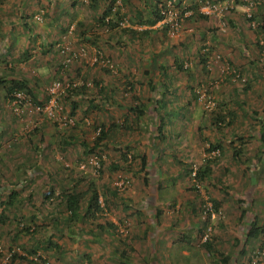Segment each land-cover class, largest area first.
I'll list each match as a JSON object with an SVG mask.
<instances>
[{
	"label": "rangeland",
	"instance_id": "1",
	"mask_svg": "<svg viewBox=\"0 0 264 264\" xmlns=\"http://www.w3.org/2000/svg\"><path fill=\"white\" fill-rule=\"evenodd\" d=\"M30 1L34 4L37 0ZM44 1L46 0L42 2L44 3ZM65 1L67 0L49 1L52 6V11L49 10L50 7L48 4H42L43 7L41 8L43 9L40 8V10L44 11V19L36 26L49 28L50 33L46 35L43 34V38L53 39L52 41L54 44L51 47L52 51L50 49L46 54H42L40 50L31 52L37 56L32 58L29 62L8 60V62L3 64L0 72V76L2 74V78L5 79L15 77L25 80L27 82V87L34 90L33 95L35 102L43 105L41 106L42 110L38 111L36 109L37 105H33V100H30L24 104H19L16 108L14 103L10 104L6 100L5 91L3 87L0 86V148H2L5 143L11 144L9 148L0 149V202H4L8 199L9 190L18 183V186L22 183L20 186L24 187L23 193H25L28 191L29 185L31 188L35 187L36 190H42L46 187L47 183L52 180V185H54L56 191H59L61 185L68 184V175H82L83 178H85V181L81 185L82 187L86 186L90 181H95L94 183L100 194L99 199L101 203L104 202V199L110 200L111 211H109V209L105 217L110 214L112 217H115L118 220L117 224L120 223L121 225L120 229H123L122 224L124 222V224L127 225L123 233L120 231L117 233L113 230L115 240L118 241V244H116L120 248L119 251H123L122 248H124L125 252L129 251L128 261L132 256L130 249L132 246L136 251L132 259L134 261H137L135 259L141 261L139 264H149V260L143 261L144 258H147L148 254V251L144 249H151V247L155 248L159 243L162 245L166 240L164 239L163 232L167 226L170 228L173 227V230H175H171V234L169 235L173 238L175 237L177 242L176 244L173 243V246L176 245L177 248L171 251V257L175 260L178 259L180 262L182 261L184 264H194L192 256L188 257L181 255L179 251L180 243H184V246L190 249V251H192L191 247H194L193 244H188V247L186 245L188 242H193V239L188 238L191 233L190 230L186 231V229H183L179 231L181 225L180 221L186 219V213L184 212L185 208L182 209L179 206L177 209L178 212H176V208L174 207L173 212H170V205L173 204L172 202H175V206H177L181 199H183L184 202L189 201L187 205H192L190 202L196 203L198 220L201 223L200 225H202V223L204 224L203 230H205L201 232V238H198L200 243L206 241L204 240V235H206V233H208L207 240L212 241V234H214V230L217 229H221L222 231L227 229V231L232 234L236 232L237 228V234H242L240 228H243L246 226L247 222H250L248 219H252V216H250L251 214H249L252 209L254 210L253 215L255 214L258 217V226L262 227L264 225V140L261 138V135H264V68L262 67L264 62H260L259 70L255 71L254 74L248 75L247 80H251L253 84L248 92L242 90L245 84L241 81L238 86V89H241V96H238V98L242 100L245 99L246 102L251 105V112L253 114L256 112L255 116L253 115V117H250L247 112L239 110L234 111L236 114L235 122L232 126L221 130H218L213 123L209 125L207 122L208 119L206 120L205 116L207 113H210L205 110L207 109L206 99L211 98V100L214 101V107H217L220 99L219 96L221 95V91L219 90H221V88H227V86L229 87L231 84L235 86L238 81L233 78V80L229 82V85L225 84V82L220 85L219 83L224 80V77H216L211 73L203 72L198 63L197 50H201L199 47L200 43L202 46H212V34H209L211 31L215 30L217 33V30L223 31L227 29L228 31L229 29L227 33L231 35V38L233 36L236 37L237 30L230 25L227 20V16L230 15L232 11H228L223 16L224 19H222V21H224V24L217 16H211L210 18L216 19L218 26H215L214 29L210 28L209 31L206 32L204 38L196 39L194 36L198 33L200 25L198 24L199 20L193 18V13L195 12L193 10V13L190 14L188 18H185L182 24V28L185 27L188 30L185 35H182L181 31L178 36L171 37L167 34L166 28L159 25L164 29L165 34H163L162 29H158L151 34V36L142 34L141 38L138 40L133 38L132 43L127 42V39L122 36V43H119L118 46L107 47L106 45H97L100 52H102L106 58L111 56L110 60L117 66L116 72H112L114 77L111 82L113 85L112 89L115 93L112 94L110 99L107 98L106 101H103L104 98L102 100V105H99L98 109H93L85 115L82 111L84 105L87 104L86 100H91L93 98L92 91L94 88L92 84L87 86L88 90L86 94H81L80 91L74 92L72 91L73 89L70 91L69 88L74 84L79 87L85 80L92 83L91 79L96 72H100L102 62H100L99 59L95 60L98 51L95 47L96 43L84 41L82 39L84 36L75 25L77 20H72V22L68 23V21L71 20L72 13L69 9L70 6L66 7L68 3L64 4ZM71 1L77 2V19L83 18L81 20H85L89 23V25L85 27L86 33H96L95 31L93 32L94 27L92 26L91 19L95 18L98 11H93V9L88 7L87 4H89V0H70V2ZM167 1L169 0H131L125 3L121 0V7H119L118 12H120V14L123 13V24L132 26L140 25L137 23L149 19L151 16L152 10H149V7L152 9L156 4H167ZM184 1L183 5H179L176 2V11L180 12L183 8L191 11L189 8H191L193 2L190 0ZM233 1L234 8L232 10H238L236 9L239 6L238 0ZM40 2L41 1L38 0L37 3L40 4ZM245 2L246 4L243 5V8H239L238 11L242 14V21L247 25L249 23L247 22V11L251 16L257 15L256 10L259 7H263L264 10V0H260L259 2H262L260 4L258 0H245ZM99 3L103 6L106 5V2L103 3L99 1ZM62 6L66 8L63 9V12H58L59 7ZM138 10L140 14H136ZM48 13L52 14L55 18L59 15L58 23L55 21L53 22L50 17L47 16ZM34 15L32 16L33 20ZM257 20L256 22H258ZM48 22H52V24L49 25ZM66 25H73L71 28L74 29L70 31V28H68L66 31H63V29L59 27H64ZM220 27L222 28L220 29ZM35 30L40 33L38 29ZM97 30L100 31V29ZM39 33L33 32L34 37H36V39L33 40L34 44H39L42 41V36H40ZM110 33L111 31L102 30L101 36L106 37L108 40ZM19 40H21V43L25 46L26 40L29 41L30 38L27 36L26 40H24L19 36ZM163 44L165 47H163ZM171 44H173V46L175 45L174 49L170 47ZM28 47L30 48L29 50L33 49L29 44ZM65 47L68 48V52L72 51L73 53L72 59L67 65L63 64V54L65 53L61 51V49ZM81 47L84 48V51L80 49ZM18 49L17 53H13V58L15 59L22 56L21 49ZM176 50L182 51L184 57H186L184 64H187L189 67L188 70L192 75L189 77L188 71L182 73H173V71H171L173 75L178 76L175 77L176 80H174V83H179L180 81L183 83V81H185L186 83L183 84L181 89H187L186 85L189 81V84L196 90L198 89L199 93L203 92L205 97H200L199 95L197 98H194L192 94H188L187 99H192L193 103L191 105L192 108H190L191 110L186 113L184 117L180 118L177 113L173 116V120L176 119L175 122L177 123H173V131L170 130L171 128L167 130L164 127L165 131H172L173 134H175V126H178V122L184 119L181 125L185 123V127L188 126L186 128L188 129L186 133H183V135H187L189 141L187 148L186 145L182 147L177 142L178 138L176 136L171 138L170 134L166 131L162 140L172 142V151H169L168 149L170 148L167 147V149L163 148L162 151H160L159 146H163V142L152 138L155 129L154 126H156L155 123L157 121L156 119L153 120L148 113L150 111L149 108L154 104L151 98L159 91L156 89L160 77V75L157 77L158 71L160 70L158 64L162 63V61H158L157 64H155L156 61L153 60L152 54H160L159 52L162 51L161 58L168 59L167 61L173 64V53H175ZM127 52L128 55L126 56L125 54ZM217 54L220 55L221 53L219 54V51H216L210 59L215 58ZM255 54L256 58H261L264 56V51L262 53L256 51ZM61 62L64 65L62 73L57 74L58 72H53L50 77V70H48L47 65L52 63L53 66H57ZM154 64L155 66H153ZM127 70L130 71L128 73L132 76L131 79L133 80L136 99H133V94L131 95L129 81L126 83L122 75V71ZM165 77L163 79H165ZM146 78H151L150 81L153 85L145 82ZM53 83L57 85V89L54 91H52ZM212 83L214 84L215 90L212 87ZM25 91L27 92L28 89ZM27 94L29 95V92H27ZM174 95L169 101L177 105L178 103L176 99H174L176 95ZM160 97H162V94ZM72 100H75L78 104L72 122L73 120H78L80 123L79 126L67 120L68 115H70ZM215 102H217V105H215ZM135 104L142 105V114L139 118L134 116L135 112L133 109L135 108L134 106H136ZM64 120L65 122L67 121V125L63 122ZM57 121H59L60 124L58 123L57 125ZM143 121L145 127L142 124L140 126L142 130H139L138 127L137 129V122L141 123ZM209 121H213V119ZM111 122L118 124V126L112 134L108 135L109 146L103 150L102 161L104 166L100 172L98 170V161L95 163V156L80 155L83 147L79 144L73 143L72 145H68L63 151L56 146V142L58 138H60V132L74 135V137H77L76 141L85 139L91 145L94 138L97 136L95 126L97 127L100 124L107 126ZM150 124L154 128H152V126L150 127ZM198 126L200 128H198ZM35 129H38V132H35ZM240 131L246 134L241 141L235 137L236 133ZM32 132H35V134L31 136ZM40 134L44 137H48L49 142L39 150L38 142L40 141ZM216 137H222L225 142L221 141V143H219L221 145L219 150L214 149L208 151L209 148H211L210 145L218 141ZM234 137L235 139L232 140ZM12 143L14 144L12 145ZM40 146L42 145L40 144ZM114 147L117 148L115 149ZM234 148H240L238 159L232 157ZM166 150H168V152ZM123 151H128L136 156L133 160L134 163L131 169L129 170L126 165L121 164L119 169L111 171L108 167L109 162L111 160H118L121 156L120 152L122 153ZM143 153L147 154L145 164L140 171H137L140 166L139 157ZM17 160L21 163L20 165ZM183 164L190 165L192 172L189 173L188 170H185ZM208 164L211 167V173L208 174L207 177L209 180L207 178L200 179L196 177L195 173L197 170L203 169V167ZM38 166L41 167L42 170H46L47 174L46 171L45 174L39 173L36 170ZM34 171H36V173L31 176L30 174L34 173ZM48 174L51 179H48ZM123 179H128L129 181L127 188L117 191L116 195L107 193L105 196L103 194V190L106 187L113 188L117 186L116 182H120ZM252 179H254V181H251ZM250 184L253 187L250 195L253 199L252 201H257L258 204L260 203L261 207L255 204L250 207V198L246 196L247 192H245ZM241 198L243 199L240 200ZM126 200H128L130 204L125 206ZM212 200L217 201L220 205L217 206L216 210H214L212 205L213 216L211 215L210 223L205 227L204 222L209 213L206 211V206L207 204H212ZM221 203H225L227 207L221 206ZM51 206L53 205H50L47 201L44 202L45 208ZM1 209L2 207H0V211ZM9 210L12 212V215L15 216V214H13L15 213L13 209L9 208ZM10 212L9 219H11ZM187 213H189V215L186 221L194 219L191 212L188 211ZM145 218H147V221ZM245 218L247 220L246 223H244ZM93 219L95 220V218ZM99 221L100 219H97L94 224H99ZM9 222L14 227L17 224L15 223L16 219L14 217ZM9 222H7L6 225H0V264L18 262L20 260L18 258L15 260L12 258L11 261V255L14 252H19L20 254L25 253V248L29 249L30 246L36 243V238H34V240H28L27 237L24 236L20 241L15 242L12 240L11 234H8ZM78 225L79 224L72 227L71 234L66 232L63 234L61 231L62 234H53V238H51L52 242L61 244L64 249L67 250V254L66 256L64 255V257L57 259L53 254V250L47 246L46 241L40 243V250H44V255L50 259L51 264H124L122 258H119L121 256L115 258L116 256H114V254L110 255L109 251H111L110 246L112 245L110 243L107 245L106 249L108 248L111 262H106L105 254H102L103 246L101 245L100 239L96 238L92 240L87 234L81 232ZM81 226L83 230H86L91 228L92 224L86 220ZM208 227H210V232H207ZM52 230L53 226L48 225L45 227V231ZM150 234H159V236L156 237L153 235L155 236L153 239L152 235L150 238ZM260 234L258 239L252 243V246L255 247L253 248L251 246L248 250L245 249L246 257L244 256L245 258L242 257L240 259L238 257L239 260L237 264H249L251 254L248 252L257 248L263 230ZM46 235L48 234H39L38 236ZM215 236L217 237L218 234ZM220 238L221 240L216 245L220 242H225L223 236ZM195 242H198V240H194V243ZM223 245L224 244H222V246ZM163 246L165 247V245ZM228 248L227 252L232 255L234 248ZM199 249L201 248L197 249L198 252H200ZM87 252L93 257L91 263L86 262L85 254ZM162 252L163 251H161V253ZM164 253L165 252H163V254ZM206 259H208L206 260L207 263L202 256L201 263L197 264H219L218 262L210 261L209 258ZM103 261L106 263H103ZM126 264H134V262L131 261Z\"/></svg>",
	"mask_w": 264,
	"mask_h": 264
},
{
	"label": "trees",
	"instance_id": "2",
	"mask_svg": "<svg viewBox=\"0 0 264 264\" xmlns=\"http://www.w3.org/2000/svg\"><path fill=\"white\" fill-rule=\"evenodd\" d=\"M115 0H107L106 5H101L99 3L98 0H89V4L88 7L90 9H93V11H99V15L98 17H96V22H94L92 24V26L94 27V31L96 32V34H94L93 36H95V38H101L100 40H98V43L104 42L106 39V37L101 36L102 30H105L104 28L107 27V31H113L116 27L119 26L120 22L122 20H124V16L123 13L120 14V12H118V10L114 9L113 6V2ZM216 1V0H215ZM241 3L245 2L243 0H240ZM260 0H258V3H262L259 2ZM123 2H127V0H123ZM76 3V2H75ZM166 3H162L161 5L156 4L154 8H152L151 11V16L149 19L146 20H142V22L146 25H154L157 22H159L162 19V14H161V7L165 6ZM199 8V4L195 3L191 6V9L194 10V19H208L209 16L203 15L201 13H199L198 11ZM231 11H233L232 9H230ZM47 16L50 17V19L53 21L55 19V17L53 15L47 14ZM76 18V16H72L71 20L68 21V23L72 22V20H74ZM108 18V21H106V19ZM50 20V21H51ZM92 20V19H91ZM249 20H255L254 16H251V18L247 19V21L249 22ZM56 22H58V20H56ZM256 22V20H255ZM49 23V22H48ZM229 24H232L230 22H228ZM52 22L49 23V25H51ZM76 28L79 29L81 34H85V27H87L89 25V23H87L85 20H79L76 21ZM91 26V24H90ZM91 26V27H92ZM63 29V31H66V29H68V26H59ZM254 30V32H256V34H258V38L256 40V50L258 51V53H262L264 51V23H262V21H258L256 22V27H250ZM97 29H100V31H98ZM42 30H44V33H47L49 31V28H43ZM47 31V32H46ZM148 32V30H142V31H136L133 30L131 28H127V30L125 31V34H127L129 37L131 36H135V37H141L142 34H146ZM263 36V38H262ZM215 37V36H214ZM48 40V39H45ZM97 40V39H96ZM94 42H97V41ZM90 41V40H89ZM51 45H52V41H45L44 44L41 46V52L42 54H46L47 52L50 51L51 49ZM99 44H96V48L98 50V52H100V50L98 49L99 47L97 46ZM204 48H206V46H204ZM216 52V51H215ZM213 52V49L211 47L208 48V50H203L200 51L199 53V64L201 65L202 71L210 73V69H208V60H210V62L212 61L211 56L215 53ZM67 54H69L70 56L73 54L72 51L67 52ZM31 56V52L27 51L25 53V55L17 58L15 60L12 59L13 61H20V60H24L27 61V59H29V57ZM215 57V56H214ZM179 59V63L176 64L177 70L179 71H188L189 77H191V73L188 70L189 67H185L184 66V62L182 60ZM215 59V58H213ZM254 60L251 61H255L254 64L256 65H260V62H264V56H262L261 58H253ZM221 60H224V63H228L229 66L231 67V71L229 73H219L218 71V75L216 77H224V80L220 81V85L225 82V84H227V82H231L234 79H237V85H239L240 81L242 82V78L245 79V87L242 90L248 91L252 88L253 84L251 80H247L248 79V73H244V70L242 67H238L234 60H231L230 58H224L223 56H221ZM108 61L110 62V57H108ZM214 61V60H213ZM112 62V61H111ZM211 64V63H210ZM215 64V62H214ZM222 64V61H221ZM57 65V64H56ZM48 70H50V77L51 74L54 72H58L57 74H61L63 69H64V65L62 64V62L57 65V66H53L52 63H49L48 65ZM115 67V64H114ZM117 67V66H116ZM262 67L264 68V63L262 64ZM100 72L102 73H109V72H113L111 68H109L108 65L106 66H102L100 68ZM165 75V69L163 70V72L160 74V78H164ZM125 77L129 79V74H125ZM151 78H146L145 82L147 83H151L150 81ZM92 87L94 88V90L92 91V95L93 98L91 100H86L87 104L84 105V109L82 111L83 114L87 115L89 112H91L93 109H98L99 105H102V100L106 101V97L103 96L104 92H105V86L102 84V79L98 78H92ZM162 82V81H161ZM87 80L84 81V83L82 85L76 86L73 85L69 88V90L74 91V92H78L80 91L81 94H86L88 88H87ZM213 84V83H212ZM242 84V83H241ZM0 85H2L4 91H5V98L6 100L11 104L13 103V101L17 100V98L14 96V94L18 91H22V90H26L28 89L27 92H29V95L27 94V98L30 100H33V105H39V106H43L40 103H36L35 99H34V90L32 88H28L27 87V82L21 78H15V77H10L8 79L5 78H0ZM129 85H131V87H133V84H131V82H129ZM161 85H164V82L161 83ZM236 86V85H235ZM31 87V86H30ZM215 90L214 84L212 86ZM193 88V87H192ZM132 89V88H131ZM194 98H197L200 93L199 91H193ZM133 94V93H132ZM236 95V91L234 92V96ZM82 96V95H81ZM80 96V97H81ZM234 99H238L237 97H233ZM133 99H136V95L133 94ZM211 99V98H210ZM160 99H158L157 101H159ZM22 101V100H21ZM161 101V100H160ZM217 102H215V105ZM228 102H225V100L223 99H219V103L217 105V107L215 106L212 109H205L207 112H210L209 114L207 113L206 116V120L208 119V123L209 125H211V123H213L214 126H216V128L218 130H221L223 128H227L230 127L232 125V123H234L235 121V113L231 110L228 109H224L223 107H225L227 105ZM134 106L135 108L133 109L135 114L134 116L139 118L140 115L142 114L141 112V106L142 105H137ZM78 108V104L76 103L75 100L71 101V109H70V115H68V119L67 120H72L76 111ZM137 109V110H136ZM151 111V116H154L156 119V127L154 129V134L152 135V138L155 140L157 138H164L165 136V129H164V125L166 122V119L161 115L159 116V114L157 113L158 111H156L157 109H155V107H151L149 108ZM149 111V112H150ZM205 111V113H206ZM212 111V112H211ZM243 112H247L249 114L250 117H253V115H256V112H254V114L251 112V110H246ZM160 117V118H159ZM213 119V121H209ZM205 120V121H206ZM65 122V120L63 121ZM58 123L60 124L59 121L56 122V124L58 125ZM62 123V122H61ZM65 124L67 125V121L65 122ZM73 124L76 126H79L80 123L79 121H74L73 120ZM143 124V126L145 127L144 121L143 122H137L136 128L138 127L139 130H142V128L140 127ZM118 124H115L114 122H111L110 124H108L107 126H104L102 124L98 125L97 127L95 126V129L98 130L99 132L97 134V136L94 138L93 143L90 145L89 142L85 139H79L77 140V137H74V135L72 134H67L65 132H60V138H58L57 142H56V146L58 147V149H61L62 151L66 149V147L68 145H72L73 143L75 144H79L80 146L83 147L82 149V153L80 155H84V156H89V155H93L96 157V160L98 161L99 164V172L102 171L104 163L102 161L103 159V150L104 148L109 146V134H112V132H114L117 128ZM124 127V126H123ZM152 127V128H154ZM127 128V127H126ZM137 128V129H138ZM35 132H38V129H35ZM35 132H32L31 136L35 134ZM170 136L174 137L176 136V134H173L172 131H167ZM40 133V130H39ZM245 133V132H244ZM244 133L241 134V132H237L236 133V138H238L240 141L245 137ZM30 135V134H29ZM42 134H40V141L39 143V150L42 149V147H44V145H46L49 142L48 137H44ZM232 138V140L235 139ZM50 138V137H49ZM261 138L264 140V135H261ZM16 142V141H15ZM14 143H12L13 145ZM40 144L42 146H40ZM1 146V145H0ZM11 146L10 143H5L3 144V148H9ZM211 148H209L208 151L211 150H219L221 145L216 142L214 144L210 145ZM115 149L117 147H114ZM119 149V148H118ZM240 152V148H234L233 153H232V157H234L235 159H238L239 157V153ZM66 155V154H65ZM120 157L118 160H111L109 162V169L111 171H116L117 169H119V167H121V164L126 165V167L129 168V170L131 169L132 165H133V160L135 159L136 156H134L132 153L128 152V151H123L122 153L120 152ZM67 156V155H66ZM147 154L143 153L139 158H140V166H139V170L137 169V171H140L144 164H145V160H146ZM214 157V156H213ZM213 161V160H211ZM17 162L19 163V165L21 164L19 162V160H17ZM209 162V161H208ZM211 163V162H210ZM18 165V164H17ZM184 169L188 170V172H192V168L190 165L188 164H183ZM36 168V167H34ZM38 169H36L39 173L45 174L46 170H42L41 167H37ZM149 172V170H148ZM36 171H34V173L30 174L31 176L33 174H35ZM211 173V167L208 165H205L203 167V169L201 170H197V172L195 173V176L200 178V179H204L208 177V174ZM47 174V171H46ZM48 179H51L50 175H47ZM85 178H83L82 175H68V184H63L61 185V188L59 191H56L54 185H52V180L49 181L46 185V187H44L42 190H36V188H31L29 185V188L27 189L28 191L23 193V189L20 185L18 186V184L14 185L13 188H11L9 190L8 193V199L4 202H0V207H2L1 211H0V225H6L7 222L9 221V208L10 209H14L17 207L18 203H22V204H26L30 206L29 210H34V208H37V210H40V215L43 218V220H46L48 222H43V223H36L35 219H37L38 214L35 213V211L30 212L31 215L29 216V220L30 223H32L31 225L26 224V222L23 219V215L21 212H19V216H17L16 222L17 223L15 225V233L16 234H12V240L16 241H20L21 236H27L28 240H32L33 238H36V243L35 245H32L29 247V249H24L25 253L20 254L19 252H14L11 255V261L12 258L15 259H21L25 262H27L28 264H39L41 262H51L50 259L44 255V250L41 249L40 250V243H42L43 241V236H38L39 234H48L46 235V243L47 246L49 248H51L53 250V254L54 256H56L57 259H59V257L61 255H63V253H66L67 250H65L61 244H58L57 242H52L51 238L53 236V234H63L66 232L68 234H71V229L73 226L78 225L79 229L81 230V232L87 234V230H83L82 226L84 224V222L86 221V219H88L89 216L96 218V217H101V218H105V214H107V211L110 209L111 203L110 200L108 201V199H104V202L101 203L100 199H99V192L97 187L95 186V181H90L88 182V184L86 186H81L83 184V182ZM128 180V179H126ZM65 183V182H64ZM81 187V188H80ZM8 191V190H6ZM117 191H119V187L118 186H114L113 188H108L106 187L103 190V194L106 196L107 193H112L113 195L117 194ZM35 200H39V206H35L34 205V201ZM48 202L50 205H53L51 207L45 208L44 207V202ZM212 205L214 207V210L217 209L218 203L215 200H212ZM130 204V202H128V200L125 201V206ZM110 211V210H109ZM210 219H211V215L210 212L207 214V217L205 219V227L207 224L210 223ZM124 222V221H123ZM48 223V224H47ZM50 225L53 226V230L52 231H45V227L44 225ZM125 224L123 223L122 226ZM256 224L253 222L250 225V232L249 234H252L253 231H255V234H260L261 231L263 230L264 232V225L262 227L260 226H255ZM103 227L102 224H97L96 225V229H95V235L99 234L100 229ZM117 233L120 231L121 225L116 224V226H111ZM90 230V229H89ZM62 231V232H61ZM205 230H203L204 232ZM43 232V233H42ZM60 232V233H59ZM261 235V234H260ZM210 240H206L202 243V247L204 249H206L210 254H212L215 257H219V256H223L221 259L223 261V263H227L228 261V257H230L229 255H225L223 253L218 254L217 250L212 248V245L210 244ZM130 249H132V247H130ZM23 250V249H22ZM41 252V255H38V260H35L34 257L37 256L38 252ZM86 258V262L91 263L92 262V257L89 254L85 255ZM224 259V260H223Z\"/></svg>",
	"mask_w": 264,
	"mask_h": 264
},
{
	"label": "crops",
	"instance_id": "3",
	"mask_svg": "<svg viewBox=\"0 0 264 264\" xmlns=\"http://www.w3.org/2000/svg\"><path fill=\"white\" fill-rule=\"evenodd\" d=\"M40 1H41L40 4L37 3L38 0L36 2H34V4H33L30 0H0V72L2 70L3 64L8 62V60L14 59L13 53H17L18 48L21 49V52H22L21 54L23 56V55H25V53L27 51H29V52H36L37 50L41 51V46L44 44L45 41H52L53 40V39H48V38H47L48 40H45L43 38V36H44L43 34H45V35L49 34L50 31H48V32L46 31L47 33H44V30H42V29L43 28L45 29L47 27L36 26L38 24V22H35L32 19V16L34 14L38 13L40 8L43 7L42 4H44V5L48 4L50 7L49 10L52 11L51 10L52 6L50 5V2H49L51 0H46V1H44V3L42 2L43 0H40ZM127 1H131V0H127ZM243 1H245V0H243ZM64 4H67L66 7L70 6L69 9L71 10V13H72L71 16H74V15L76 16V18L74 20L79 21V20L83 19V18L77 19V16H78V10H76L77 9V2L75 3V1L70 2V0H67V1H65ZM238 4H239V6L236 9L239 10V8H241V9L243 8V5H245L246 2L241 3V1L238 0ZM66 7L65 6L59 7L58 12H60V11L63 12V9ZM138 8L141 11L139 6H138ZM41 9H43V8H41ZM139 10L136 11V14H140ZM149 10H152V9L149 7ZM238 10H233L231 12V14L227 16L228 22L232 23L230 25H232L237 30L236 37L233 36L231 38V35H229L227 33L229 31V29H228V31H227V29H225L223 31L217 30V33L215 30L211 31V33H209V34H212L211 39H213V44L210 47L213 49V52L219 51V54L221 53L220 55L223 56L224 58H230L231 60H234L235 64L238 67L243 68L244 73H248V75L254 74V72L259 70V68H260V65L254 64L255 61H251V60H254L253 58H256L255 53L257 50H256L255 43H256V40H257L259 35L256 34V32H254V30L249 27V23L246 25L242 21V14ZM99 13L100 12L98 11V13L95 15V18L92 19V22H91L92 24L94 22H96V17H98ZM256 14L257 15H255L256 17L254 16V19L257 20V18H258L257 21H262V23H264L263 7H259L256 10ZM50 15H52V14H50ZM59 17L60 16L57 15V18H55L53 20V22L54 21L56 22V20H58ZM198 20H199L198 24L200 25V27L198 29L199 30L198 33L194 35L196 39L197 38H204L206 36L205 35L206 32H208L210 28L214 29L215 26L216 27L218 26L217 21L214 18L209 17L206 20H204V19H198ZM137 24H140V25L132 26L129 24H123V23L121 24V22H120L119 26L116 27L113 31H111V33L108 36V40H105L104 42H101V43H98V40H100L101 38H95V36H93L96 33H85V34H83L84 37L82 39L84 41L90 40V42L91 41L94 42L97 39V42H95L96 44L106 45L107 47H110V46L114 47V46H118L119 43H122L121 42L122 36H124L127 39L126 40L127 42H131V43H132L133 38L137 39V40L141 38V37H135V36L129 37L127 34H125V31L127 30V28H131V29L136 30V31L148 30V32L146 33L147 36H149V35L151 36V34H153L158 29H162L163 34H165L164 29L162 27H160L157 23L149 26V25L144 24L141 21ZM184 28H182V30H181L182 35H185V33H187V31H188L187 28H185V30H184ZM221 28L222 27H220V29ZM35 29H38V31H40V33L37 32ZM33 32L39 33V35L42 36V41L39 44L33 43V40L36 39V37H34V35H33ZM93 32H94V29H93ZM18 35L21 36V38H23L24 40H26L27 36H29L30 40L29 41L26 40L25 46L23 45V43H21V40H19ZM205 43H207V42H205ZM28 44H29V46H31V48H33L32 50H29L30 48L28 47ZM53 44L54 43L52 41L51 47L53 46ZM204 46L205 45L202 46L201 43L199 44V47L201 48V50H197L198 63H199L200 51H203V50L205 51V50H208V48H209L208 46H206V48H204ZM163 47H165L164 44H163ZM170 47L171 48L173 47V49H174L175 45L173 46V44H171ZM254 48H255V50H254ZM22 49H24V50H22ZM132 49H134V48H132ZM51 51H52V48H51ZM159 53L160 54H157V53L154 55L152 54L153 60L156 61L155 64H157L158 61H162V63L158 64L160 66V70L158 71L157 77H159V75L163 72L164 69H165L164 77L165 76L166 77H165V79H162L159 77V81L157 84L158 86H156L157 87L156 89L159 91L156 92V94L153 95L151 98L154 101V104H152V107H155V109H157L156 111H158L157 113L159 114V116L162 115L166 119V122L164 125L165 129L168 130L169 128H171L170 130H172V128H174L173 123L177 124L175 122L176 119L173 120V116H175L177 113L180 118L184 117L185 114L191 110L190 108H192L191 105L193 104L192 99L191 100L187 99L188 94H192V96H193L194 95L193 91L198 92L199 90L198 89L196 90L195 88L191 89L192 85L189 84V81L187 82V85H186L188 90L186 88L181 89L183 84L186 83L185 81H183V83L181 81L179 83L178 82L174 83L175 82L174 80H176L175 77H178V76L173 75L171 71H173V73L185 72V71L181 72V71L177 70V67H176V64L179 63V59H177V58H180V60H182L183 62L186 58V57H184L182 51L176 50L175 53H173V59H174L173 64L170 61H167L168 59L166 60V59L161 58L162 57L161 53H163L162 51H160ZM125 55L127 56L128 52ZM36 56H37L36 54L31 53V56L29 57V59H27V61H24L23 59L20 61L29 62L32 58H34ZM155 64L153 66H155ZM200 67H201V65H200ZM208 69H210V71H211L210 73L213 74L214 76L218 75L219 68H218L217 64H214L213 58H212L211 62H210V60H208ZM128 72H130V71H128V70L122 71V73H123L122 75H123L126 83L129 81V82H131V84H133V80L131 79L132 76ZM144 72H145V70H144ZM125 73H126V75L129 74V76H130L129 79L125 77ZM219 73H220V71H219ZM113 75L114 74H112V73L96 72V74L93 76V78L99 77L100 79H102V84L105 86V92H104L103 96L104 97L107 96L106 98H108V99H110L112 97V94L115 93V91L112 89L113 85L111 84L112 79L114 77ZM2 77L3 76L1 74L0 78H2ZM163 82H164V85H161V83H163ZM115 84H116V82H115ZM227 84L229 85L230 83H227ZM0 86L2 87V85H0ZM30 86H31V84H30ZM238 86L239 85L234 86L231 84V85H229V87L227 86V88H221L220 87L221 90H219V91H221V95L219 97L221 99L225 100V102H228L227 105L223 108L231 110L233 112L238 111V110L239 111L251 110V105L249 103H247L245 99L242 100V99L238 98V96L239 97L241 96L240 95L241 89H238ZM129 87H130V89L132 88L131 89V95H132V93L134 94V87H131V85H129ZM235 91H236V95L234 96ZM161 94H162V97H160ZM174 94L176 95V98H174V99H176V101L178 103L177 105L172 104V103H170L171 101H169L170 98H172V96ZM233 97H235V98L237 97L238 99H234ZM158 99H160L161 101L160 100L157 101ZM188 105H189V107H188ZM148 114L150 115L151 111ZM151 117L153 118V120L155 119L154 116H151ZM235 117H236V114H235ZM182 121L178 122V126H175L176 129L174 130V132L176 134V137L178 138L177 142L182 147H183V145H186V148H187L189 141L187 139V135H183V133H186V130H188L186 128L188 126L185 127V123H184V125H181ZM149 126L151 127L152 125L150 124ZM183 126H184V128H183ZM198 128H200V127L198 126ZM240 132H241V134H243V131H240ZM244 136H246L245 133H244ZM171 138H172V136H171ZM157 139L159 141L163 142V146H159L160 151H162V149L166 148V147L170 148V149H168L169 151H172V144H171L172 142L171 141L169 142L166 140H162V138H160V139L157 138ZM202 139H204V138H202ZM216 139L218 140L217 141L218 143H221V141L225 142V140H223L222 137H216ZM215 141H212V142H215ZM168 144H169V146H168ZM168 150H166V151L168 152ZM207 179L209 180V178H207ZM251 181H254V179H252ZM252 189H253V187L250 184L248 186V189L245 191V192H247L246 196L248 198H250L249 199L250 204H251L250 207L253 206L254 204L256 206H260V203L258 204L257 201L256 202L252 201L253 199L250 196ZM242 199L243 198H241L240 200H242ZM188 202L189 201L184 202L183 199H181L178 202L177 206H175V202H172L173 204L170 205V208H171L170 212H173L174 207L176 208V212H178L177 209L179 206L182 209L185 208L184 212L186 213L185 214L186 219L184 221H180L181 225L179 227V231H181L183 229H186V231L190 230L191 233L189 234L190 236L188 238L193 239V242H190V243L188 242L186 245L188 247V244H190V245L193 244L194 247H191V250L192 251L195 250V251L192 252V251H190V249H187L184 246V243H180V248H179L180 250L179 251H180L181 255L188 256V257L192 256V258H193L192 260L194 261V264L201 263L202 256H203L205 262H206V260H208L206 258H209L210 261L212 260L216 263L218 262L219 264H237L238 260L245 256V254H246L245 249L248 250L249 247H251L253 245L252 243L256 239H258V237L260 235V234L259 235L255 234L256 233L255 231H253L252 234H249L250 228H251L249 226L253 222L256 224L255 225L256 227L258 226V220H257L258 217L255 214L253 215V213H254L253 209L249 212V214H251L250 216H252V219L251 218L248 219V221H250V222H247V220L245 218L244 223L247 222V224L243 228H240V231H242V234H237V228H236V232H233L232 234L229 233L227 231V229L223 230V231L221 229L214 230L215 232H214V234H212V238H211L212 241L210 242V244L212 245V248L217 250L218 254L223 253L225 255L230 256V257H228L227 263H223V261L221 259L223 256H219L218 258L213 256L206 249H204L202 247V243L199 242V239L201 238V232L203 231V228H204V224L202 223V225H200L201 223L198 220L197 208L195 206L196 203L190 202V203H192V205H187ZM245 202H246V200H245ZM34 205L39 206V200H35ZM218 205H220V204H218ZM221 206L227 207V205L225 203H223V204L221 203ZM29 208H30V206L27 205V203L26 204L18 203L17 207L13 209V211L15 212L13 214H15V216H13L12 212H10L11 213L10 214L11 219H9V221H11L13 217L16 218L17 216H19V212H21L23 215V219L26 222V224L31 225L32 224V223H30L31 220H29V216L31 215L30 212L35 211V213L38 214L37 219H35L36 223L48 222L46 220H43V218L40 215V210H37V208H34V210H29ZM110 211H111V209H110ZM188 211L191 212L192 217H194V219H191L190 221H186L188 218V215H189V213H187ZM169 217H171V216H169ZM97 219H100L99 224H102L103 227L100 229L99 234L95 235L94 233H95V229H96L97 224H94V222ZM145 219L147 221V218H145ZM86 220L92 224V227L89 228L90 230L88 229V231H87V235L92 240H94L96 238L100 239L101 245L103 246V253L102 254H105V261L106 262H111V258L109 257V253H108V248L106 249V247L109 243L112 244L110 246L111 251H109L110 255L114 254V256H116L115 258H118L117 256H121L119 258H122V262L124 264L129 263L131 261L134 262V264H139L141 262L138 259H135L137 261H134L132 259L134 252H136L132 246H131L132 247V249H131L132 256L129 259V261H128L129 251L125 252L124 248H122L123 251H119L120 248H119V246H117L118 241L115 240V235L113 234V230H114L113 228L114 227L113 228L111 227L113 225L116 226V224H117L118 220L115 217H112L110 214L105 218L96 217L94 220L91 216H89L88 219H86ZM14 228L15 227L13 225H11V223H10V226L8 228V234L10 233L11 237H12V234H16ZM171 230H173V227L170 228L168 226L164 230L163 235H164V239H166V240L164 241V243L162 245L159 243V245H157L155 248L151 247V249H149V248L144 249V250L148 251V254H147V258H144L143 261L149 260V264H160V263L161 264H184L182 261L180 262V261H178V259L175 260L174 258L171 257L172 256L171 251H173L175 248H177L176 245L173 246V243H175V244L177 243L176 238L175 237L173 238L169 235V234H171ZM173 231H175V230H173ZM216 234H218L217 237L215 236ZM151 235H152L153 239L155 238V236L156 237L159 236V234H150L149 235L150 238H151ZM153 235H155V236H153ZM219 235L223 236V240H225V242H222V243L220 242L218 245H216L221 240V238H220L221 236H219ZM22 237L23 236H21L20 239H22ZM24 237H27V236H24ZM46 238H47L46 236H43L42 243L44 241H46L45 240ZM52 238H53V236H52ZM27 239H28V237H27ZM196 239L198 240V242L194 243V240H196ZM32 240H34V238ZM118 240H120V239H118ZM121 241H122V239H121ZM222 244H224V245L222 246ZM163 245H165V247ZM219 246L223 247V248H220ZM228 247L234 248V252L232 255H230L229 252H227V249H229ZM198 248H201V249H199L200 252L197 251ZM161 251H163L165 253L163 254V252L161 253ZM251 251L248 253L251 254ZM89 252H91V251H89ZM66 254H67V252L63 253V255H61L59 258L64 257V255L66 256ZM86 254L91 255L88 252ZM193 255H194V257H193ZM91 257H92V255H91ZM238 257H239V259H238ZM92 260H93V257H92ZM19 261L18 262L17 261L12 262L11 264H28L21 259ZM105 261H103V263H106ZM143 263H147V262H143Z\"/></svg>",
	"mask_w": 264,
	"mask_h": 264
},
{
	"label": "built area",
	"instance_id": "4",
	"mask_svg": "<svg viewBox=\"0 0 264 264\" xmlns=\"http://www.w3.org/2000/svg\"><path fill=\"white\" fill-rule=\"evenodd\" d=\"M101 2H107V0H99ZM193 2V4L197 3L199 4V8L198 11L199 13L206 15V16H217L219 20H221V22L224 24V21H222V19H224V15L230 11V9L234 8V1L233 0H190ZM168 3L165 4V6L161 7V14L162 19L157 22L158 25H161L163 27L166 28V32L168 35L172 36H178L179 33L182 30V24L183 21L185 20V18H188L190 16V14L193 13V10L190 9L191 11L185 10L184 8L181 9V11H176L175 7H176V2L179 5H183V3L185 2L184 0H169L167 1ZM192 4V5H193ZM252 4V3H251ZM250 4V7H251ZM113 6L114 9L119 10V7H121V0H115L113 2ZM247 18H251V15L249 14V12L247 11ZM44 19V11L40 10L37 14L34 15V21L35 22H42ZM106 21H108V18L106 19ZM123 22L121 21V24ZM73 25L68 26V28H70V31H72L74 28ZM249 27H256V22L254 20H249ZM105 31H107V27L104 28ZM82 51H84V48L81 47L80 48ZM61 51L65 54H63V64L67 65V63H70L71 59H72V55L70 56L69 54H67L68 52V48H63L61 49ZM76 56V55H75ZM100 62H102V66H106L108 65L109 68L112 69L113 72H116V66L114 67V63L113 62H109L108 61V57L106 58L102 52H98L96 53V58L95 60H98ZM221 56L220 55H216L214 62L215 64H217L219 71L221 74L223 73H229L231 71V67L229 66L228 63H224V60L222 61L221 64ZM185 67H187V64H184ZM242 83L245 84V79L242 78ZM92 83H90V81H87L86 85L90 86ZM59 85V83H58ZM75 85V84H74ZM57 89V85L53 83V90ZM14 96L17 98V100L13 101V103L16 105V108L19 104H24L25 102L30 101V99L27 98V92L25 90L22 91H18L14 94ZM200 97H205V94L203 92H200ZM206 99V98H205ZM22 100V101H21ZM206 108L207 109H212L214 107V101L209 99H206ZM36 109L38 111L42 110L41 106H36ZM70 122H72V120L70 119ZM73 123V122H72ZM99 132V129L97 130V134ZM217 152V151H216ZM215 153V152H214ZM96 160V157H95ZM95 163H97V160L95 161ZM117 186L119 187V190H124L125 188H127L129 181L126 179L121 180L120 182H116ZM206 211L210 212V215L213 216L212 213V204H207L206 206ZM125 223V222H124ZM127 225H123V229H120V232L123 233L124 228H126ZM207 232H210V227L207 228ZM208 233H206V235H204V240H207L208 238ZM38 255H41V252L39 251L37 256L34 257L35 260H38ZM39 264H51L48 261L45 262H41ZM249 264H264V232L262 234L261 240L259 242V245L257 246V248H255L251 255H250V260H249Z\"/></svg>",
	"mask_w": 264,
	"mask_h": 264
}]
</instances>
